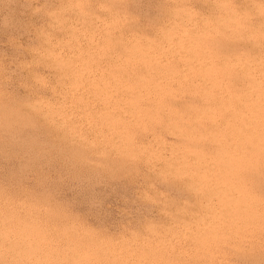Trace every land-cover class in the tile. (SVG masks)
Returning <instances> with one entry per match:
<instances>
[{
	"label": "clouds",
	"instance_id": "obj_1",
	"mask_svg": "<svg viewBox=\"0 0 264 264\" xmlns=\"http://www.w3.org/2000/svg\"><path fill=\"white\" fill-rule=\"evenodd\" d=\"M0 264H264V0H0Z\"/></svg>",
	"mask_w": 264,
	"mask_h": 264
},
{
	"label": "rangeland",
	"instance_id": "obj_2",
	"mask_svg": "<svg viewBox=\"0 0 264 264\" xmlns=\"http://www.w3.org/2000/svg\"><path fill=\"white\" fill-rule=\"evenodd\" d=\"M71 195L73 199L83 201L85 198L92 196L103 199L106 197L107 192L102 188L92 190L85 187L83 190L73 191Z\"/></svg>",
	"mask_w": 264,
	"mask_h": 264
}]
</instances>
